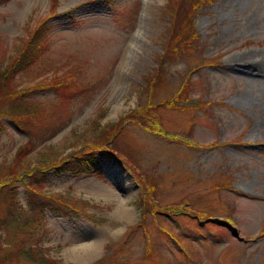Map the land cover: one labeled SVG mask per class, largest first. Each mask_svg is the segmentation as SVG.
I'll use <instances>...</instances> for the list:
<instances>
[{
	"label": "rangeland",
	"instance_id": "rangeland-1",
	"mask_svg": "<svg viewBox=\"0 0 264 264\" xmlns=\"http://www.w3.org/2000/svg\"><path fill=\"white\" fill-rule=\"evenodd\" d=\"M56 2L54 10L53 0L0 1V60L44 21L41 54L15 80L59 81L29 93L42 114L29 126L34 143L0 113V174L26 144V159L76 144L100 161L36 172L42 189L77 200L75 213L49 205L27 213V179L14 183L10 199L0 198V217L9 203L14 212L0 227V263L45 264L18 254L24 243L52 264H264V0L202 2L196 36L179 53L167 51L170 0ZM148 103L152 120L150 109L127 120ZM95 127L118 134L117 154L87 144Z\"/></svg>",
	"mask_w": 264,
	"mask_h": 264
},
{
	"label": "trees",
	"instance_id": "trees-1",
	"mask_svg": "<svg viewBox=\"0 0 264 264\" xmlns=\"http://www.w3.org/2000/svg\"><path fill=\"white\" fill-rule=\"evenodd\" d=\"M1 1V0H0ZM57 0H53V9H56ZM210 0H170L167 13L171 15V25L169 26V41L166 40L167 51L180 52V42L184 38L185 42L189 41V37L191 34V39L195 38L196 30L193 26V19L196 15L197 10L202 5V2H209ZM188 4L190 9L187 7H183ZM189 26V29H187ZM189 30H192L189 33ZM46 27L44 25V21L33 25L28 28V35L22 37L19 42L15 46V51L13 53L8 54L0 60V113L9 114L16 119L20 128L28 130L30 133L29 141L30 143H34L31 137V127L30 124H33L35 119H37L42 114H38L41 106L38 102V105L35 100L29 98V96L37 89L42 87H47L51 85H59V81L52 76H43L39 80L35 81L30 85H19L15 80V76L18 72L26 70L30 67V65L34 62V60L40 56L41 51L46 43ZM185 35V36H184ZM187 36V37H186ZM157 73H153L151 80L159 81V76H156ZM151 87H154L152 85ZM30 93V95H29ZM175 98L178 99L180 96L178 92H174ZM175 98H170L169 101L174 103ZM169 103V102H168ZM150 106H149V105ZM144 108L141 106H137L131 112H129L126 117L127 120L129 117L140 118L142 120L145 119V114H143V110L146 111L150 109V114L148 113L146 119L148 121L152 120L154 117V113L151 110L152 104L148 103ZM156 104H159L156 102ZM37 108V109H35ZM125 116L123 119L126 118ZM122 124H124L122 122ZM151 124V123H150ZM117 130H122V125H119ZM87 144L94 145L96 147H102V149L106 150L107 148L111 151H115L113 153H118V147L116 144L118 142V134L112 133L105 129L94 128L89 137L84 136ZM73 148L71 152L64 153V151L68 148H55L54 146H47L45 150H40L38 152V157H36V162L34 158L26 159V147L22 146L21 150L16 154L14 161H12L9 165H5V172L0 174V198L3 197L5 199H10L12 189L16 185V182L22 181V177L26 178V187L29 192V210L25 208V212L29 213L40 211V208H45V206H53L59 207L64 211H69L75 213L78 211L79 205L77 204V200L73 199L69 203L66 201V197L68 196H58L56 193H53L46 188L42 189L40 185V177L38 173L40 168H48L49 166L60 165L69 166L71 168H77L81 170H88L93 167V165L99 163V155H91L90 157H85L82 155V150L76 144H72ZM89 147V146H88ZM112 147V148H110ZM90 148V147H89ZM89 148L86 150L89 152ZM24 149V150H23ZM75 152V153H72ZM122 155V154H121ZM120 155V156H121ZM129 156L128 154H126ZM83 156V157H82ZM35 162L34 166H30L29 163ZM59 163V164H57ZM30 172L25 173L26 169H29ZM81 166V168H79ZM82 166L84 168L82 169ZM136 170V168H134ZM24 172V174H22ZM38 172V173H36ZM140 172V171H139ZM9 180V182H7ZM15 183V185H14ZM8 186V187H7ZM7 187V188H6ZM148 191H152V185L147 186ZM154 197V196H153ZM40 198L42 200H40ZM152 198V195H151ZM154 204L156 205V201L152 198ZM73 202V204L71 203ZM143 198H140L138 201L139 204H142ZM8 218L3 219L0 217V227L6 226L8 227L9 223H11V215H14L13 206L11 203L8 204L6 208ZM36 214V213H35ZM23 222L20 220L19 222H15L17 228L23 227ZM15 228V226H14ZM1 235V233H0ZM23 249H18V254H22L23 256L34 257L35 260H40L45 264H52L54 261L53 258H50L43 253L41 248L35 244V247L32 245L22 244ZM1 264V263H0Z\"/></svg>",
	"mask_w": 264,
	"mask_h": 264
},
{
	"label": "bare ground",
	"instance_id": "bare-ground-1",
	"mask_svg": "<svg viewBox=\"0 0 264 264\" xmlns=\"http://www.w3.org/2000/svg\"><path fill=\"white\" fill-rule=\"evenodd\" d=\"M172 99H174V98L172 97ZM112 195H114V197H117L120 199L119 208L121 209L123 216L131 217V215L133 213V208L128 204V201H126V199H124V198L121 199L119 194L112 193ZM82 245H84V244H82ZM84 246H87V245H84ZM84 250L88 251L89 249H84ZM87 251L85 253H87ZM73 253L74 254L76 253L77 257L80 259H84V257H85V253H81L80 251H74Z\"/></svg>",
	"mask_w": 264,
	"mask_h": 264
}]
</instances>
